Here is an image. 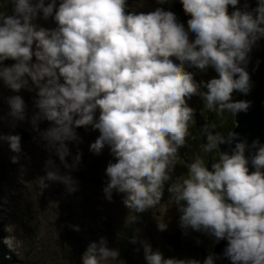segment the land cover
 <instances>
[{
	"label": "clouds",
	"instance_id": "1",
	"mask_svg": "<svg viewBox=\"0 0 264 264\" xmlns=\"http://www.w3.org/2000/svg\"><path fill=\"white\" fill-rule=\"evenodd\" d=\"M186 24L155 0L151 11L129 10L127 0H0V84L12 93H35V111L28 119L44 147L65 170L80 161L77 151L66 163V142L79 143L77 128L97 131L89 151L107 147L114 162L104 170L105 200L121 195L127 210L143 213L161 204L175 206L183 234L191 229L214 242H226L222 256L230 264H264V142L237 132H206L205 150L219 153L210 167L197 157L182 179L174 176L178 149L185 146L194 109L200 98L206 111L245 113L252 88L249 53L264 40V0H178ZM229 7L232 8L229 12ZM5 61L11 64L5 65ZM259 63V61H257ZM214 73L207 80L194 79ZM10 127L25 120L18 94L5 98ZM17 164L20 137L0 134ZM219 145H225L221 151ZM247 152V155L245 153ZM251 168V171L249 170ZM36 177L40 190L51 183L75 190V181L51 157ZM136 223L137 216L127 215ZM158 231L167 223L156 219ZM138 231V230H137ZM139 243L145 264H214L213 254L198 259L164 258L146 240ZM100 239L81 256L82 264L115 260L119 250ZM138 249H134L136 251Z\"/></svg>",
	"mask_w": 264,
	"mask_h": 264
},
{
	"label": "rangeland",
	"instance_id": "2",
	"mask_svg": "<svg viewBox=\"0 0 264 264\" xmlns=\"http://www.w3.org/2000/svg\"><path fill=\"white\" fill-rule=\"evenodd\" d=\"M127 3L132 11L147 12L157 7L155 0H127ZM4 63L8 65L12 62ZM13 94L20 95L24 103L27 100L25 120L17 122L15 127H10L7 119L0 120V134H15L18 129L32 130L28 119L35 111L34 91L22 89L19 93H12L0 84V117H4L7 112L5 98ZM197 107L204 116L203 103ZM76 133L79 137L77 144L87 159L74 170H65L60 166L58 159L45 149L43 142L29 139L20 141V159L17 164H13L10 162L13 153L6 143L0 142V264H79L78 261L88 246L92 243L98 245L101 238L107 241V247L118 249L120 254L125 243L120 238L127 230L129 238L135 235L138 241L146 240L153 250H159L162 254L173 251L172 247H167L164 243V232L170 234L181 230L175 206L169 205L164 195L161 204L155 208L136 213L127 210L122 204L120 197L123 194L114 192L110 202L105 200L102 188L106 180L104 170L107 165L101 167L98 164L99 167L94 166L93 172L89 173L88 163L91 160H114L107 147L99 155H93L89 151L88 146L94 142L97 131L90 127L77 128ZM67 146L70 154L65 162L71 163L73 153L69 143ZM49 157L62 174L67 171L75 181L73 192H66L59 183H51L40 190L36 177L43 175V162ZM127 215L137 216V222H129ZM156 219L167 223L166 230H157ZM182 235L183 242L187 240L188 233ZM199 241L198 238V245ZM178 256L179 259H195L194 253L186 248L180 249ZM101 264H145L143 250L139 243H129L124 258L118 256L115 260L101 261Z\"/></svg>",
	"mask_w": 264,
	"mask_h": 264
},
{
	"label": "water",
	"instance_id": "3",
	"mask_svg": "<svg viewBox=\"0 0 264 264\" xmlns=\"http://www.w3.org/2000/svg\"><path fill=\"white\" fill-rule=\"evenodd\" d=\"M244 0H240L242 4ZM249 6H255V0H248ZM170 7L179 15L181 22L186 24L187 15L183 12L181 4L178 0H169ZM232 8L229 7V12ZM259 61V63H257ZM194 73V79L196 78L197 70L189 69ZM247 71L252 82V88L247 96H242L240 94L234 93L235 99H245L251 101V105L247 112L233 114L234 116V127L226 132H217L212 128V116L209 111L204 110V116L201 114V110L197 108L194 104L193 98L189 101L190 106L194 109V128L198 133L203 144L206 143L205 134L206 132H213L219 135H226L229 132H237L240 134L241 138H247V141L250 143L252 139L259 138L261 142H264V40H260L256 46L253 47L249 53V63L247 65ZM203 103V102H202ZM204 117V118H203ZM49 126V122L40 121L38 129L32 132H26L25 135L19 131L16 135H19L20 141H25L27 139L34 140L36 142H43L39 137V132L45 130ZM69 143L70 149L73 153V156L77 153H80V161L77 164L78 166L82 165L86 161V157L78 149V144L73 142ZM221 151L226 150L225 145H219ZM247 155V152L245 153ZM211 161V152L207 151V163L206 167H210ZM251 171V168L249 169ZM198 241V238H196ZM168 244H172L174 248L180 246L177 234H174L170 237ZM226 242L220 240L219 242H214L213 247L210 252H206L201 245L198 246V254L200 261L202 262L204 257L208 254H213L214 264H230L227 258L222 256V250L225 247Z\"/></svg>",
	"mask_w": 264,
	"mask_h": 264
},
{
	"label": "trees",
	"instance_id": "4",
	"mask_svg": "<svg viewBox=\"0 0 264 264\" xmlns=\"http://www.w3.org/2000/svg\"><path fill=\"white\" fill-rule=\"evenodd\" d=\"M178 20L180 21V19L178 18ZM214 75V73H212L211 70H209L207 72V74H201L197 71L196 73V77H197V81L201 80V79H204V80H207L210 76ZM193 99H194V102H195V105L196 106H201V103H202V100L196 96H193ZM211 114H212V128L214 130H216L217 132H226V131H229L231 130L233 127H234V116L233 114L225 111V112H222V113H217L216 111H210ZM77 134V133H76ZM197 136H199L194 128V121L192 120L190 125H189V135L188 137H190V140L193 141L194 139V142H195V139H197ZM200 139H197V142L199 141ZM201 149L200 147H193L192 150H199ZM85 150V149H84ZM201 154L204 156V158H206V151L202 150ZM89 158V157H88ZM88 161V160H87ZM93 161V160H92ZM90 161L88 163V172L91 173L93 172V168H94V161L92 162ZM205 162V161H204ZM98 164H103V165H107L106 162H99ZM172 181V179H170L168 182L165 183V188L167 187V184ZM166 197H167V192L165 191V194H164ZM75 227V226H74ZM128 231V230H127ZM124 232L120 238L121 242H125L124 243V247L121 248V252L119 254V256L121 258H124L125 257V251L126 249L129 247V236H130V233L129 232ZM77 233V232H76ZM172 233H167V232H164V243L167 244V242L169 241L170 237L172 236L171 235ZM126 237L128 239H126ZM196 238H199L200 241V245H202L204 247V250L205 251H210L211 247H213V244H214V240L213 238H211L210 236L204 234V233H201V232H195L193 231L191 234H189L187 236V240L183 241L182 243V246L184 247H180L178 248L177 250H173V251H168L167 253H164L162 254L164 258H176V259H179L180 257L178 256L179 255V250L180 249H187L191 252L194 253L195 255V259H198L200 260L199 258V254H198V248H197V241H196ZM78 237H76L75 240H77ZM81 260L78 261L79 264H82V262H80Z\"/></svg>",
	"mask_w": 264,
	"mask_h": 264
},
{
	"label": "flooded vegetation",
	"instance_id": "5",
	"mask_svg": "<svg viewBox=\"0 0 264 264\" xmlns=\"http://www.w3.org/2000/svg\"><path fill=\"white\" fill-rule=\"evenodd\" d=\"M162 7H165L167 9H169V10L174 11L170 7L169 4H166V5L162 6ZM177 18H178V16H177ZM19 130H22V129H18L17 131H19ZM197 139H200V137L197 136ZM197 139H195V142H194V139H193V141H191L190 140V137L187 136L186 137L185 146L178 149V158L175 161L174 176L172 177V181H170L169 183L177 182L178 179H182L183 178V174L187 170V164L193 162L197 157H199L201 159V161L206 165V163H207V156H206V158H204V156L201 154L202 150L206 151L205 150V147H204L205 144L202 143L201 139L197 142ZM195 146L196 147L198 146L201 149H199V150H192V148L195 147ZM206 155H207V151H206ZM218 158H219V153L217 151L213 150L211 152V161H212V163L213 162H216L218 160ZM93 161H94V166L95 167H99L98 166V163L99 162H102L103 160H99V161L93 160ZM107 162L108 161H106V163ZM99 165H101V167H105L106 166V165H103V164H99ZM192 232L193 231L191 229H189L187 233L189 235ZM174 234H177V236H178V240H179V243H180V246L178 248L183 247L182 246V243L183 242L181 241L182 240L181 237H183V235H182L181 230L178 229L177 231H175V233H172L171 235H174ZM197 245H198V243H197ZM166 246L167 247H172L173 250H177L178 249V248H174V246L172 244H168V242H167ZM197 248H198V246H197Z\"/></svg>",
	"mask_w": 264,
	"mask_h": 264
},
{
	"label": "bare ground",
	"instance_id": "6",
	"mask_svg": "<svg viewBox=\"0 0 264 264\" xmlns=\"http://www.w3.org/2000/svg\"><path fill=\"white\" fill-rule=\"evenodd\" d=\"M197 78V77H196ZM193 98V97H192ZM27 101V100H26ZM26 101H25V108H27L28 109V106H27V104H26ZM193 101H194V99H193ZM194 104H195V102H194ZM196 106V105H195ZM197 107V106H196ZM30 108V107H29ZM198 108V107H197ZM30 109H33V108H30ZM34 110V109H33ZM210 113V112H209ZM211 114V113H210ZM203 116V115H202ZM211 116H212V114H211ZM204 118V117H203ZM193 121H194V119H193ZM39 126V125H38ZM38 126H37V129H38ZM33 130H23V131H21L20 133H22L23 135H25V133L26 132H32ZM19 131H17L14 135H16L17 133H18ZM29 140H31V139H29ZM32 141H34V140H32ZM78 149H79V151H81V153H83L84 154V151L79 147V145H78ZM84 156H85V154H84ZM86 157V156H85Z\"/></svg>",
	"mask_w": 264,
	"mask_h": 264
}]
</instances>
